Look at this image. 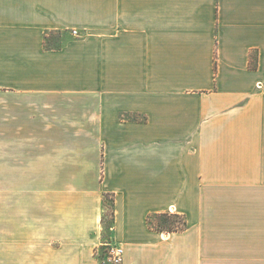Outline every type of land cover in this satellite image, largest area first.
<instances>
[{
  "label": "crops",
  "instance_id": "obj_1",
  "mask_svg": "<svg viewBox=\"0 0 264 264\" xmlns=\"http://www.w3.org/2000/svg\"><path fill=\"white\" fill-rule=\"evenodd\" d=\"M115 246L264 264V0H0V264Z\"/></svg>",
  "mask_w": 264,
  "mask_h": 264
},
{
  "label": "rangeland",
  "instance_id": "obj_2",
  "mask_svg": "<svg viewBox=\"0 0 264 264\" xmlns=\"http://www.w3.org/2000/svg\"><path fill=\"white\" fill-rule=\"evenodd\" d=\"M107 204L110 208H106V213H108L107 221L111 220V198L107 199ZM152 224L155 226H164V227H182L184 226V219L182 216H160L159 218H155L152 221Z\"/></svg>",
  "mask_w": 264,
  "mask_h": 264
},
{
  "label": "built area",
  "instance_id": "obj_3",
  "mask_svg": "<svg viewBox=\"0 0 264 264\" xmlns=\"http://www.w3.org/2000/svg\"><path fill=\"white\" fill-rule=\"evenodd\" d=\"M77 30H74V32H76ZM110 260L112 262V264H118L121 263L123 261V257H124V249L123 247L120 246H115L112 247L110 250Z\"/></svg>",
  "mask_w": 264,
  "mask_h": 264
},
{
  "label": "trees",
  "instance_id": "obj_4",
  "mask_svg": "<svg viewBox=\"0 0 264 264\" xmlns=\"http://www.w3.org/2000/svg\"><path fill=\"white\" fill-rule=\"evenodd\" d=\"M160 216H163V217L174 216V217H176V216H179V215H171V214H168V213H164V214L159 215L157 218H159ZM152 221H153V220L150 218V222H151V224H152ZM157 227H160V228H167V229L179 228L178 226H177V227H164V226H157Z\"/></svg>",
  "mask_w": 264,
  "mask_h": 264
}]
</instances>
